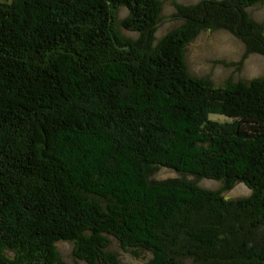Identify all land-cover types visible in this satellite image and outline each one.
Instances as JSON below:
<instances>
[{"label": "trees", "instance_id": "16d2710c", "mask_svg": "<svg viewBox=\"0 0 264 264\" xmlns=\"http://www.w3.org/2000/svg\"><path fill=\"white\" fill-rule=\"evenodd\" d=\"M162 3H0V264H68L60 242L121 264L111 240L143 264H264V76L215 84L185 63L201 31L264 55V0L172 1L156 36ZM235 184L248 193L224 196Z\"/></svg>", "mask_w": 264, "mask_h": 264}, {"label": "rangeland", "instance_id": "374dc122", "mask_svg": "<svg viewBox=\"0 0 264 264\" xmlns=\"http://www.w3.org/2000/svg\"><path fill=\"white\" fill-rule=\"evenodd\" d=\"M10 0H0L9 2ZM172 1L181 4H193L199 0H163V21L157 28L156 36H160L168 29L178 24L177 19L167 18L174 13ZM251 16L257 20L264 19V3H258L249 8ZM125 11L119 9L117 16L123 17ZM135 36L134 33H129ZM264 34V32H263ZM185 63L188 71L196 76H207L215 84H222L226 79L233 81H247L253 77L264 76V55L256 52H248L245 45L226 31H201L185 48ZM174 175L171 170L158 169L154 177H166ZM187 178H191L187 176ZM198 184L205 188L217 189L220 183L214 180H199ZM248 190L242 184H235L232 188L223 192L224 196L233 198L244 196ZM109 248L114 252L121 264H143L149 257V253L143 252L133 256L130 252L123 251L113 241ZM57 249L61 258L68 264H83L72 256V246L69 242H60Z\"/></svg>", "mask_w": 264, "mask_h": 264}]
</instances>
